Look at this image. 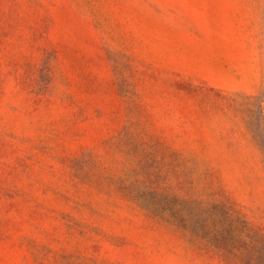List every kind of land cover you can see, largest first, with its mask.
Segmentation results:
<instances>
[{"label": "rangeland", "instance_id": "rangeland-1", "mask_svg": "<svg viewBox=\"0 0 264 264\" xmlns=\"http://www.w3.org/2000/svg\"><path fill=\"white\" fill-rule=\"evenodd\" d=\"M0 264H264V0H0Z\"/></svg>", "mask_w": 264, "mask_h": 264}]
</instances>
